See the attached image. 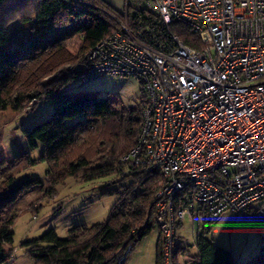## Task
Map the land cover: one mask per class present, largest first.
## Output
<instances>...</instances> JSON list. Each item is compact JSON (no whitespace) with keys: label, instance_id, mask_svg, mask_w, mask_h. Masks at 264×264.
I'll use <instances>...</instances> for the list:
<instances>
[{"label":"built area","instance_id":"1","mask_svg":"<svg viewBox=\"0 0 264 264\" xmlns=\"http://www.w3.org/2000/svg\"><path fill=\"white\" fill-rule=\"evenodd\" d=\"M127 11L186 24L201 45L151 42L121 22L69 68L81 82L107 74L140 81L138 135L119 162L158 174L160 262L184 264L176 247L186 214L214 220L250 210L264 219V0H123L119 12Z\"/></svg>","mask_w":264,"mask_h":264},{"label":"trees","instance_id":"2","mask_svg":"<svg viewBox=\"0 0 264 264\" xmlns=\"http://www.w3.org/2000/svg\"><path fill=\"white\" fill-rule=\"evenodd\" d=\"M31 1L0 0V108L7 103V99L1 96V90L23 61L62 47L73 32L94 43L114 32L119 23L126 22L135 29H145L144 37L151 42V37H155L158 43L166 44L170 36H176L191 47L199 48L201 45L188 25L174 20L168 24L159 23L153 14L127 11L122 15L101 0H34L35 12H42L49 19V25L41 36L47 34L45 31L64 24H70L71 31L60 36L48 34L43 41L37 38L27 46L18 44L5 48L8 41L5 28L12 19L27 14ZM73 10L75 13L86 12L92 18H78ZM74 78L70 68L63 63L51 73L38 77L27 96L31 101L42 97L54 98ZM144 102L143 95L135 107L118 108L105 97L85 94L62 102L46 119L25 129L29 146H42L39 161L47 164L46 196L51 195L55 186L66 177L80 181H93L110 175L132 179L128 185L107 192L116 194L117 200L104 222L72 226L64 238L49 229L39 237L21 243L27 247L35 264H124L135 243L152 229L158 174L119 162L136 142ZM23 159L28 165L36 162L28 154H23ZM17 189L15 185L0 190V264H6L13 255V248L7 249L13 241V231L2 206L14 197ZM195 245L197 251L194 255L181 249L184 264H240L232 260L226 248L216 245L204 232L198 235ZM128 246L130 248L126 250ZM159 247L160 233L156 264H161ZM121 255L124 259L119 262L118 256ZM244 264H264V259Z\"/></svg>","mask_w":264,"mask_h":264},{"label":"rangeland","instance_id":"3","mask_svg":"<svg viewBox=\"0 0 264 264\" xmlns=\"http://www.w3.org/2000/svg\"><path fill=\"white\" fill-rule=\"evenodd\" d=\"M34 6L35 1L32 0L27 14L12 19L7 25L5 48L18 44L27 46L31 40L40 38L43 41L49 35L60 36L71 31V25L64 24L45 31L47 34L41 36L49 25V19L42 12H35ZM75 16L83 20L92 18L86 12H76ZM92 42L73 32L62 47L53 48L34 59H25L1 90V96L7 99V103L0 108V190L18 186L14 197L2 206L13 231V241L7 248H13V255L6 264H35L27 247L21 243L35 239L49 229L64 238L72 226L104 222L117 200L116 194L107 192L132 181L115 175L93 181L66 177L55 186L51 195L46 196L47 164L39 161L42 146L30 147L27 142L25 129L46 119L54 107L68 99L95 94L114 102L118 108H129L135 107L143 98V88L137 78L107 74L84 82L75 77L56 97L30 100L27 94L38 77L51 73L63 63L66 67L72 66L82 58ZM23 154H28L36 162L28 165ZM203 232L216 245L226 248L235 263L264 259V219L253 211H224L211 222L206 221L204 215L186 214L177 230L178 254L182 255L183 248L194 255L196 239ZM158 239L159 230L153 225L135 243L124 264H156Z\"/></svg>","mask_w":264,"mask_h":264},{"label":"crops","instance_id":"4","mask_svg":"<svg viewBox=\"0 0 264 264\" xmlns=\"http://www.w3.org/2000/svg\"><path fill=\"white\" fill-rule=\"evenodd\" d=\"M109 7L113 8L114 10L121 11L123 7V0H101ZM182 249V248H181ZM183 256V254L181 255Z\"/></svg>","mask_w":264,"mask_h":264}]
</instances>
